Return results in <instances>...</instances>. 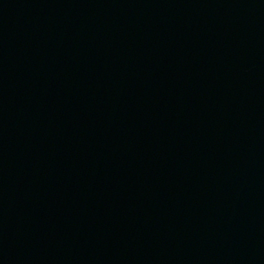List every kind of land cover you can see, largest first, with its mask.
Returning <instances> with one entry per match:
<instances>
[{
  "label": "water",
  "instance_id": "water-1",
  "mask_svg": "<svg viewBox=\"0 0 264 264\" xmlns=\"http://www.w3.org/2000/svg\"><path fill=\"white\" fill-rule=\"evenodd\" d=\"M0 264H264V0H0Z\"/></svg>",
  "mask_w": 264,
  "mask_h": 264
}]
</instances>
